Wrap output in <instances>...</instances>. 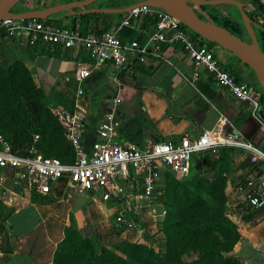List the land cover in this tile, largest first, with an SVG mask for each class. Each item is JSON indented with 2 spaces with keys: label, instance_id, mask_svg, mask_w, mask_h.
Returning a JSON list of instances; mask_svg holds the SVG:
<instances>
[{
  "label": "crops",
  "instance_id": "obj_1",
  "mask_svg": "<svg viewBox=\"0 0 264 264\" xmlns=\"http://www.w3.org/2000/svg\"><path fill=\"white\" fill-rule=\"evenodd\" d=\"M241 2L244 4V0ZM121 18L116 13L100 12L97 26L111 29ZM59 19L68 23L71 16ZM151 28L147 21L132 20L120 24L118 33L121 38L128 39L138 32L146 35ZM261 43L264 51V34ZM41 48V44L29 45L21 38L0 34V62L21 60L48 97L67 100V105L58 101L56 105L73 108L75 91L81 88L85 112L80 139L85 147L95 137L96 123L110 118L118 121L111 131L112 140L118 142L144 145L158 139L196 136L208 128H217L221 133L233 126L254 144L264 148V125L249 113L244 102L233 98L226 88L214 85L209 74L200 70L193 75L190 59L176 44L164 45L161 56L149 57L147 63H133L131 72H123L120 78L116 77V69L110 62L94 68L82 53L71 55L67 49L61 48L59 54L49 55L41 52ZM212 49L230 71L255 82L245 64L229 51L220 47ZM223 60H227V63ZM81 68L87 72L78 78L75 71ZM103 100L112 101L108 112L102 110ZM261 117L264 118V109ZM1 143L0 140V146ZM223 146L228 153L225 156V170L221 171L224 176L222 189L227 200L231 201L226 214L239 232L231 253L242 264H264V204L259 207L246 205L240 189V182L254 170L264 172V167H261L263 163L251 162L247 153L240 148ZM205 153L208 156L211 154ZM212 166L202 165L213 170ZM164 171L167 170L163 166L157 168L155 185H159ZM15 179L13 174L3 170V182L0 184V264H51V251L34 246L32 249L29 247V252L25 249L28 247L26 239L29 231L40 221L56 215L54 208H49L55 203L50 201L54 196L65 199L67 203L76 199L84 203L71 209L72 218L77 228L83 221L88 223L84 226L91 228V234L97 233L98 241H102L103 233H109L111 220L119 209L129 212L132 218L136 217L142 231L153 232L159 223V216L155 213H159L162 206L156 201V195L151 193L144 197L139 190L131 189L123 181L120 182L123 186L121 194L103 200L98 193L68 189L64 180L58 179L49 192L40 194L41 197L46 195L49 201L45 198V201H40L30 196L39 193L23 189ZM16 185L21 188L20 193L15 191ZM77 195L84 198L78 199ZM60 219L63 223L68 222L66 217ZM3 220L5 223L2 225ZM117 236L118 239L142 240L138 238L140 235L128 228L120 230Z\"/></svg>",
  "mask_w": 264,
  "mask_h": 264
},
{
  "label": "built area",
  "instance_id": "obj_2",
  "mask_svg": "<svg viewBox=\"0 0 264 264\" xmlns=\"http://www.w3.org/2000/svg\"><path fill=\"white\" fill-rule=\"evenodd\" d=\"M259 2L264 4V0ZM144 16H153L154 21L143 40L120 37V24L141 20ZM254 17L257 19V13ZM0 28L7 35L21 38L29 45L65 48L71 55L82 53L94 68L110 62L116 70L122 68L129 72L133 63H147L149 57L161 56L164 45L176 44L190 59L193 75L200 70L209 74L214 85L226 88L233 98L244 102L249 113L264 125V118L261 117L264 94L256 83L230 72L206 39L198 34L193 35L176 17L158 6L140 4L132 7L125 11L117 25L100 31H81L77 21L70 26L66 22H56L54 18H5L0 19ZM86 72L85 68L75 71L78 78H82ZM81 93L78 87L73 108L60 105L50 108L63 128L64 137L73 147V159L62 161L57 156L42 154L32 147L21 153L10 151L2 141L0 184L3 182V170L11 167L17 178L15 182L20 180L27 191L39 194H46L58 179H63L66 187L98 193L103 200L121 194L122 181L148 197L155 185L154 176L159 166L165 167L174 177L182 178L189 174L197 158L205 152L216 153L223 145L240 148L247 153L251 162L264 163V148L254 144L233 126L221 133L217 128H208L196 136L182 135L177 139H158L138 145L112 140L111 131L118 121L107 118L96 123L95 137L85 147L80 139L85 112ZM240 189L246 205L262 206L264 172L254 170L240 182ZM113 223L119 230L130 228L137 235L141 232L140 226H136L134 218L124 209L116 211Z\"/></svg>",
  "mask_w": 264,
  "mask_h": 264
},
{
  "label": "trees",
  "instance_id": "obj_3",
  "mask_svg": "<svg viewBox=\"0 0 264 264\" xmlns=\"http://www.w3.org/2000/svg\"><path fill=\"white\" fill-rule=\"evenodd\" d=\"M21 1L15 4L14 10H20ZM104 1L106 0H96V4L104 5ZM131 1L133 0L120 5ZM37 6L40 5L23 7ZM256 6L264 17V4L260 3ZM232 7L235 11L229 10L225 14L218 11L215 5L201 6L214 22L247 39L238 11L233 5ZM243 8L258 24L254 29L256 37L257 35L261 37L264 34L262 28L264 18L258 21L254 17V10L244 5ZM124 13H116V15L120 17ZM98 15V12H90L71 16L68 24L72 26L78 21L81 31L107 30L105 26H97ZM146 21L152 25L154 17L144 16L142 22ZM4 33L5 30L0 28V34ZM132 37L140 41L144 39L145 34L138 32ZM207 42L209 44V41ZM60 51V47L56 49L42 45L41 48V52L49 55H57ZM78 54L79 52L76 55ZM228 70L230 71L229 68ZM123 72L129 73L128 70L121 68L115 71L116 77L120 78ZM257 86L261 90L258 84ZM47 99L48 96L42 87L35 83L21 60L0 62V140L6 143L10 151L21 153L32 147L42 154L57 156L62 161H71L74 156L73 147L64 137L63 128L56 116L47 106ZM24 100L33 102V113L26 107ZM12 108H15L18 118L12 116ZM34 135L37 137L34 138ZM227 153L226 147L220 146L218 151L211 153L210 156L207 155L208 153L203 154L196 159L199 161V166L193 164L192 169H195V173L189 178L179 179L169 171L163 172L160 191L163 192L164 197L159 201L165 210L160 227L165 241L163 250H155L152 246L128 239H119L112 247H108L80 232L73 223V218L70 217L68 224H60V235L49 250L51 264H242L240 259L231 253L239 232L236 224L227 216L225 212L227 206L223 204L224 176L221 171L225 170ZM217 162L219 164H216ZM203 163L214 166L212 177L202 176L199 173ZM5 171L12 175L14 168H5ZM201 193L213 194L216 203H207ZM39 199L45 201L43 197ZM48 219L51 217L40 221L29 231L26 242L31 241L29 238L31 232H41L43 224ZM32 246L33 244L29 243L26 252H29V247L32 249ZM187 253L192 256L185 258Z\"/></svg>",
  "mask_w": 264,
  "mask_h": 264
},
{
  "label": "water",
  "instance_id": "obj_4",
  "mask_svg": "<svg viewBox=\"0 0 264 264\" xmlns=\"http://www.w3.org/2000/svg\"><path fill=\"white\" fill-rule=\"evenodd\" d=\"M18 1L19 0H0V19H59L64 16H75L90 12L123 13L140 4L158 6L176 17L192 32L198 34L207 41L218 44L221 48L226 49L247 65L253 72L256 83L264 92V51L258 43L254 29V26L258 24L246 13L240 0H133L119 6H86L94 0H62L32 8L20 6V10L12 9ZM254 1L260 4L259 0ZM219 3L231 4L237 9L247 34V39L239 37L225 26L214 22L210 15L201 8L202 5H215ZM24 104L31 113L34 112L33 102L24 100ZM111 104V100H103L101 102L102 110L108 112ZM195 164L196 167H198L199 161L196 160ZM15 191L18 193L22 191L19 185H16ZM254 195L256 194L254 193ZM226 210L227 208H225V212ZM83 229L85 232L84 234H89L91 232L89 226H84Z\"/></svg>",
  "mask_w": 264,
  "mask_h": 264
},
{
  "label": "rangeland",
  "instance_id": "obj_5",
  "mask_svg": "<svg viewBox=\"0 0 264 264\" xmlns=\"http://www.w3.org/2000/svg\"><path fill=\"white\" fill-rule=\"evenodd\" d=\"M58 1H61V0H22L20 5L24 6L23 5L24 2L27 3L26 6H34V5H41V4H46V3L47 4L48 3H54V2H58ZM126 1H128V0H106L103 3L106 4V5H110V6H115L116 4L120 5V4H122V3L126 2ZM243 5L246 8H248V9L254 10V15L257 13L258 21H262V19L264 17L262 16V14L260 12H258V10H256L255 2L253 0H244V4ZM14 6H16V5H14ZM215 7L217 8L218 11H220L221 13H225V14L228 13L229 10L235 11L231 4L219 3V4H215ZM112 14H114V13H112ZM55 21L56 22H62V20H60V19H57ZM257 40H258V43H259L260 47H262L261 37L259 35H257ZM209 45H210L211 48L212 47L213 48H219L220 47L218 44H216L214 42H210V41H209ZM232 56H234V55H232ZM223 61L225 63H227V60H223ZM2 62H4V61H2ZM245 67L247 68L251 78L256 83L255 76H254L253 72L251 71V69L247 65H245ZM256 87L258 88L257 84H256ZM56 101H58L60 103H63V105H67V100H65L64 98H58V97H55V98L48 97V99L46 101V104H47V106L49 108H51V107L56 105L55 104ZM11 111H12V116L14 118H18V116L15 113V108H12ZM33 137L36 138L37 135H36V137L35 136H33ZM261 167H264V163L261 165ZM194 173H195V169H191L190 173L187 176L179 178V179L189 178ZM199 173L202 176L212 177L214 171L212 169H206V168L202 167L201 168V172H199ZM159 181H160L159 185L156 184L155 185L156 188L153 187L152 192H151L154 195H156L155 196L156 201H160L164 197L163 192L160 191V188L162 186V179L159 180ZM19 183L21 184L20 186L23 187L22 186V182L19 181ZM23 189H24V187H23ZM64 189L68 191L69 188L68 189L64 188ZM201 195L207 201V203L208 202L213 203V204L216 203L214 201L216 199L214 198L213 194L210 195V194H207V193H201ZM30 196L31 197H35V198H40L41 197L40 194H34V195L31 194ZM43 196H44L43 198H45L46 200L49 201V198L45 197L46 195H43ZM77 196L79 197L78 199H83L84 198V196H82V195H77ZM50 201L51 202L55 201V203H52L50 205L51 207H49V208H50V210L52 208H54L53 211H55L56 215L54 217L50 216L51 219L46 220V222L43 224L42 229H41L42 234H41V232H39V233L31 232V234L29 236L31 241L27 242V246H29V243H32L33 246L36 247L37 249H39V248L41 249L42 248V250H45V251L50 250V248L53 245L54 240L60 235V227H59L60 224H68L69 223V218L72 217L71 209H73L74 207H79V206H83L84 205V203H80V201L78 202L77 199L74 200V201H70V203H67V201L65 199H59L58 197H55V196ZM230 203H231V201L230 200L228 201L226 196H225V200L223 201V204H225L227 206ZM238 204L242 205V203L240 201H238ZM161 206H162V204H161ZM68 208H70V209H68ZM130 213L132 214V212H130ZM155 214H157L159 216V223H158V225L156 227V230L153 231V232H149L147 230H143V231L141 230V232L139 234L140 236H138V238L139 239L142 238V240H134V241H139V242H142V243H144V244H146L148 246H152L155 250H157V249L158 250H163L165 248L164 247V242L165 241H164L163 233L160 230V227L162 225V220H163V217H164V214H165V210L163 209V206H162L161 210L159 211V213H155ZM60 217H66L68 219V222L67 223H63L61 221ZM113 220H114V217L112 218L111 223H110L111 224V228L109 229V233H107V232L103 233L102 241H99V242H101L102 244H105L108 247H112L119 240L118 239L119 237L117 235H118L120 230L115 227V225L113 223ZM134 220H135L136 226H141L139 224L140 222L137 220L136 217L134 218ZM3 223H5L4 220L2 221V225H3ZM73 223H74V220H73ZM84 225H88V223L83 221L80 224V226L77 228L83 234L85 233L84 229L82 228V226H84ZM130 230H133V229H130ZM110 232H112V233H110ZM95 234L97 235V233H95ZM86 235H89L90 237L95 238V239L98 238L96 235L91 234V232L89 234H86ZM190 256H192V255L190 253H187L185 258H189Z\"/></svg>",
  "mask_w": 264,
  "mask_h": 264
},
{
  "label": "flooded vegetation",
  "instance_id": "obj_6",
  "mask_svg": "<svg viewBox=\"0 0 264 264\" xmlns=\"http://www.w3.org/2000/svg\"><path fill=\"white\" fill-rule=\"evenodd\" d=\"M62 1V0H61ZM91 5H97L96 4V0L92 1L90 4L86 5V6H91ZM16 7L13 6L12 9H15Z\"/></svg>",
  "mask_w": 264,
  "mask_h": 264
}]
</instances>
